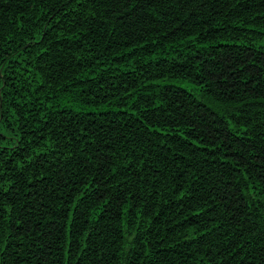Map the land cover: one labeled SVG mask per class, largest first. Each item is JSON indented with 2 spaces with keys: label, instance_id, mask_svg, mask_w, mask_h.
<instances>
[{
  "label": "trees",
  "instance_id": "1",
  "mask_svg": "<svg viewBox=\"0 0 264 264\" xmlns=\"http://www.w3.org/2000/svg\"><path fill=\"white\" fill-rule=\"evenodd\" d=\"M0 264H264V0H0Z\"/></svg>",
  "mask_w": 264,
  "mask_h": 264
}]
</instances>
